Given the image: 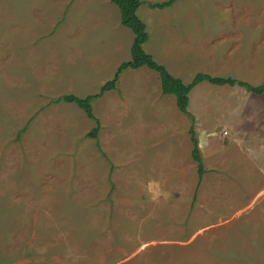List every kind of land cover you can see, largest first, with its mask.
<instances>
[{
  "label": "rangeland",
  "instance_id": "374dc122",
  "mask_svg": "<svg viewBox=\"0 0 264 264\" xmlns=\"http://www.w3.org/2000/svg\"><path fill=\"white\" fill-rule=\"evenodd\" d=\"M141 0L143 50L184 83L264 84V0ZM110 0H0V264H264V95L202 81L181 112L123 70ZM190 128L204 174L198 180Z\"/></svg>",
  "mask_w": 264,
  "mask_h": 264
},
{
  "label": "trees",
  "instance_id": "16d2710c",
  "mask_svg": "<svg viewBox=\"0 0 264 264\" xmlns=\"http://www.w3.org/2000/svg\"><path fill=\"white\" fill-rule=\"evenodd\" d=\"M114 3L120 12L121 23L129 28L133 34V41L130 47V59L123 61L117 67L113 78L107 80L101 87L98 93L89 94L85 97H79L75 94H63L53 100V102H67L75 103L79 108L83 110L85 115L89 119L95 120L96 125L88 132V136L96 138L100 125L99 120L95 117L92 108V100L101 96L104 92L112 90L116 87L120 73L125 69H136L141 66L155 71L160 79L161 91L163 94H172L175 97V103L177 108L185 113L188 106V94L191 89L202 81H207L216 85H238L244 87L247 91L254 94L264 95V84L252 85L245 81L235 79L227 76H213L207 73L198 72L194 75L192 80L188 83H184L179 77L173 76L162 64L157 63L151 54L143 50V44L147 40V32L144 22L137 16L136 11L141 4V0H110ZM175 0H165L162 2L149 3V6L154 8L169 7ZM192 151L191 156L197 162V174L198 180L201 181L204 174V168L202 164V158L198 148V140L195 136V132L190 128Z\"/></svg>",
  "mask_w": 264,
  "mask_h": 264
},
{
  "label": "crops",
  "instance_id": "0c3cea01",
  "mask_svg": "<svg viewBox=\"0 0 264 264\" xmlns=\"http://www.w3.org/2000/svg\"><path fill=\"white\" fill-rule=\"evenodd\" d=\"M174 76V75H173ZM175 77H177V76H175Z\"/></svg>",
  "mask_w": 264,
  "mask_h": 264
}]
</instances>
